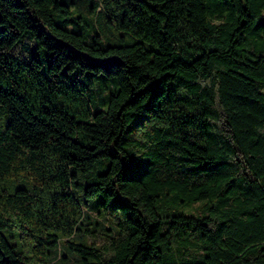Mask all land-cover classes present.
Instances as JSON below:
<instances>
[{"label":"trees","instance_id":"1","mask_svg":"<svg viewBox=\"0 0 264 264\" xmlns=\"http://www.w3.org/2000/svg\"><path fill=\"white\" fill-rule=\"evenodd\" d=\"M7 177L0 264H264V0H0Z\"/></svg>","mask_w":264,"mask_h":264},{"label":"rangeland","instance_id":"2","mask_svg":"<svg viewBox=\"0 0 264 264\" xmlns=\"http://www.w3.org/2000/svg\"><path fill=\"white\" fill-rule=\"evenodd\" d=\"M26 188L31 189V182L29 179H14L12 177L7 178H0V191L2 189H6L9 192H13L16 188ZM101 209V206L96 205H90L86 208V214L91 217L93 221L99 222V226L96 225V227L99 228H109L111 232H115L117 230V226L114 222H111L106 218L105 215L100 214L98 210ZM82 226V225H80ZM3 233L10 237L12 234L8 230H3ZM80 232L76 231L75 236L72 237V239H80ZM65 237H60L58 241L56 242L55 246L48 247V254L47 259L50 260H78L79 255L74 250L70 249L65 243H64ZM11 242H14V239H10Z\"/></svg>","mask_w":264,"mask_h":264}]
</instances>
